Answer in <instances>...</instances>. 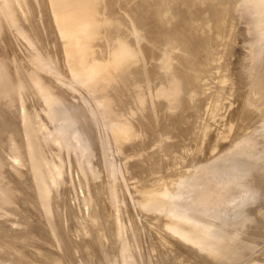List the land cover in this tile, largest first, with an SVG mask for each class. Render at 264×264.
Segmentation results:
<instances>
[{
	"label": "rangeland",
	"instance_id": "rangeland-1",
	"mask_svg": "<svg viewBox=\"0 0 264 264\" xmlns=\"http://www.w3.org/2000/svg\"><path fill=\"white\" fill-rule=\"evenodd\" d=\"M8 1L9 0L0 1V3H3L2 5L0 4V8L2 9H0V16H2L0 17V23L6 26H4V28H6L4 30V28H2L3 25L0 24V34L2 35H0V45H2V47L0 48V264H264V96H256L253 91V85L258 83L257 80L260 78V72L264 71V19H262L264 18V5L262 2L260 3L261 0H254L255 3L257 2L256 4L254 2L252 3V1L248 2V0H199V2H196V5H193V7L190 8V10L192 11H200L201 13H203V15H201L203 16L204 21H207L203 22L205 23L204 25H206L210 21L209 15H207L210 13L209 11L207 12V7L205 8V4H202V1L203 3H205V1L206 3H208L206 4V6L210 4L218 5L220 3V5H223L224 7L222 14L226 13L224 14V16H228L227 19H231L230 21L234 22H232V26H234V28H231V23L229 20H227V22L229 21L227 23V26L229 27L228 31L226 30L227 35L225 34L226 31H224L222 34H220L221 32H219V34L223 37L224 42L229 41V39H232L233 41L230 40V43H224L225 47L222 45H217V47L215 48L219 49L220 47H228V50L223 49L222 51H220L221 53H219L221 55L217 54L218 50L216 51V54L214 50L212 51L214 52V54H212V57L213 55L214 57L215 55L219 56V58H217V61L216 59H214V62L219 63L225 61L226 59L228 60L227 63L223 62L224 70L221 68L222 63H217L216 65L218 66H216L214 65V62L210 63L212 66H210L211 68L208 70L209 73L212 72L213 75H216V78L218 79V76H223L221 80L226 81L220 82V79L218 80L214 78L215 76L213 75H208L209 77L207 76L206 73L210 64L206 66V69L199 71L200 74L203 75L201 77V83L205 84L207 88L205 95H207V92L210 93V95H212V92L213 95H216V92H214V90H222L220 91L222 92L220 96L211 99L215 101V99L219 100L220 98L222 101V105L216 104V106L214 107L215 109H209L211 111H216L217 113L215 112V114L217 115V117L216 115L213 116L212 114L208 113L212 115V117H214L212 118V120H210V115L205 113L208 111H204L206 108H208L207 102H213L209 100L212 96L207 95L209 96L208 98L203 94L204 91L202 90L204 89H198V91L201 90L202 93H200L205 96L203 101H201L203 99L201 97L203 96H199V92L194 89L196 87H193L194 85H192L193 88L190 87V85H188L189 87H182L184 88V92L186 91L185 89L189 91V93L187 92L189 95L188 98L185 97L187 96V93L182 94L185 99H181L182 96L180 98L177 97L180 100H187L190 102H192V100L194 99L196 101V104L194 102L193 105V103L189 102V105L192 104L196 108H198V106L200 105L199 107L205 108H203L204 110L200 108L202 110L200 111L202 114L200 113V118V115L198 113L199 116L197 115V121L196 118H194V113L197 114L195 111L200 109L190 110V106L184 104V106H187L186 108H189V111L187 112L188 109L181 105L186 101L180 102V100H178V102L181 103L179 106L177 105V101L175 104L171 103V101L168 99L169 102L167 101V103H171L173 106L172 107L171 105H166V96L163 97V99L165 98V101L164 103H162V98L161 100H159L160 98H158L161 96H159V94H156L158 91L154 92L153 95H151L153 90H150L151 93L150 91L148 92L146 90L148 93H150L148 94V99L146 98V101L158 95V97H156L155 99L156 101L154 99H151L149 103H147L145 101V97L147 96V94H144V97L141 91L142 89L144 93H147L145 91L146 88L148 90L150 88L158 90L159 87H161L160 89H164L165 87L162 88L159 83H164V85H166L168 84V82L166 83L164 82L165 80L160 79H166L167 77L165 76L169 75L171 68L174 69V67H178L176 65L172 67L173 64L168 66L169 63H173L171 61L169 63L167 62L170 60V57L172 55V52L170 51V54H167L168 51L167 53L163 52L169 56L168 58H166L163 57V55L162 57L165 58L163 60L160 59L161 55L159 54L158 56L160 57H158L157 59H155V54L154 56L148 54L150 52L148 48H152L153 54L154 52L156 53L155 50H157L158 48L162 47L164 49L166 47H163V44L165 42H163V44L161 43V45H159V43L158 45L161 47L158 46V48L157 46H155V44L157 43H154V45L152 44L153 42H155L153 40H156L152 38L154 36L152 32H154L153 30L157 27V30L155 29V31L163 30L168 34L171 29L169 30L167 28L173 27H169V24L172 23V19L169 20V22L171 21L169 24L163 21V23L161 22L162 24H158L161 26L156 25L153 27L152 23L151 25H149L150 27H152L149 28L147 27L148 23H146V26H139L141 28L139 29V27L135 23L134 25H130V23L132 24V22L135 21H132L133 17L130 20L131 16L127 14H130V12H128L129 10H126L127 12L124 11L126 14L123 12L125 14H122L123 18H117L121 21H124L125 18L130 17L127 18L130 20V22L126 20L127 23H123L125 25L119 22V24L122 25L119 26V28L123 27V29H126L124 26H127L128 28L132 27V30H130L131 33L128 31V29L124 30L126 32L123 33H127V35L124 34L126 36L129 35L128 33H130L131 35L132 31H134L137 27L138 28L136 30L143 29V32L145 30L144 33L148 32L147 34H152L153 36H148L144 35L142 31L141 33H138L140 31H135L133 33H137V35H134L136 39H133L135 38L133 36H128L133 37L132 40H129L131 38L127 39V37L125 36V39H127L129 42H126V44L133 43V45H136L137 43L138 45L137 41H139L140 39V41L147 39V42L143 41L141 43L139 41V43L141 44H139L138 47L135 45L133 47H137V49H140L141 51H144V47H147L146 49L149 52L147 51L148 53L146 54V51H144L145 53L142 52L141 54L143 55V57L145 55H149L150 57L146 58L149 62H147L145 58H143V60L148 64L150 63V66L153 65L151 64V62L153 63L156 62L155 60H159L157 63H164L163 66H167L165 68L167 69V71L169 70V72L167 73L166 69H163L164 67L162 66V64H159V67H163L162 69L166 71L167 74L161 76V74L163 73H158L160 75L159 76L155 72V69H152L154 70V72H152V75H154L153 73H156L155 75L158 78H156L155 76H150V73L148 71L151 69V67L148 65L147 68H150L147 69V71H143L146 70V68H141V65H143V61L141 62L142 57L140 58L139 55H137V58L136 60H134V62L143 71L144 76L142 77V71L139 72L137 70L139 69L138 67H136L137 65H135V67L137 68L135 69L134 64L132 63L133 60H131L133 58L131 57V54H137V50H135L132 45H129L132 48L131 51H133L128 56V58H131L130 61L127 62L129 60L127 58L124 63H121L123 66L113 65V67L115 68L111 67V62L109 61L111 57L109 55L111 54L109 52H112V50H108L107 44L104 45L106 42L102 44V47H97L101 46L100 43L97 44L98 41L103 43L102 40L104 38L102 39V37H106V41L109 42L110 40L112 42H109L112 45H109V49L110 47L112 49L113 46H115L114 44L117 42V40L116 42H114L112 41L114 40L113 38H111L112 40L110 38L109 40L107 39L108 33L106 31H109L108 28L110 26L108 27V25L104 24L105 21L101 19V16L103 19H105V17H103V15L106 14L105 12L117 10L119 6H122L124 4L125 0L123 1V3H121L122 1L120 0H113L114 5L115 3L116 5H118L117 8L116 6H113L111 2L112 0H106V2L102 0L104 2L101 3L104 4V6L99 3L100 0H95L97 1L95 5L93 4L94 2H92L93 6H95L93 7L95 11H97V9L102 5L101 10L103 9L102 12L105 14H102L101 11L96 12L97 16L99 15V13L100 16H95V19L94 17H91V23L93 21L94 25H97V23L95 22L98 21L97 19H100L99 21H102V23H99L103 24L106 30L103 27H101L103 28L101 30V28L99 27L101 30L100 32L99 28H97L96 30V25L93 26V23L89 24L93 26V29L95 28V32L99 31L95 34L100 36H97L99 39L98 41L96 40L97 38L94 37L95 43L97 41V43L94 45V41L90 40L93 35L90 38L82 36L86 40L84 41L85 45L86 43H88L87 45H89L90 43V46H85V49H88L90 47L91 49L89 48V51L92 52L93 49L94 51H96L92 52L94 55L91 53L90 56V52L88 50H85V52L87 51V53H84V55H86H83V57H85V61H89L88 63H90V61H99L100 59V63L98 64L108 62L107 66H102V69L110 68L109 70L112 73H110L109 70L106 69L105 74H101L99 70L100 76H98L99 79H97L96 81L100 82V84L102 82V85H104L102 87L103 90L101 89L102 91H100L99 89L102 85H97L98 82L96 83L95 81V83H91L90 81V85L87 86L88 81H84L85 83H87L86 85L84 84V82L81 83L83 80L77 79L78 77L76 78L74 74L72 75V68H70V65H68L69 62H67L70 59H67L66 53L63 52V54L59 47L60 45H63V41L58 42L56 40L59 38L57 32L54 30V27H49L51 28V31L48 30L49 28L47 26H53V21L48 19L49 17L51 18L50 12H48L49 9H46V6L44 5L43 7L41 6L42 8L40 7L39 4L42 3L41 0H10L11 5H9L10 3ZM138 1L126 0V2H128L129 4L132 3L131 5H133V3H137ZM142 1L147 2L150 0ZM162 1H165L166 3L168 0ZM107 2L109 3V5L112 4V6H109L112 10L109 9L107 11H104L106 10V8H108L106 5L108 4ZM245 2H248L249 5L254 4L256 5V7L254 5L252 7L250 6L249 8L253 9H249V11L247 10L249 5L241 7L239 9L238 6H243V3L245 5ZM51 5L52 1H50V6ZM235 5L238 9L235 8ZM179 6H181V4ZM232 6H234L235 10L232 9ZM7 7L10 9L8 10ZM44 7V12L48 10L45 14L49 13V17L43 16L45 15L42 14L44 12L41 13ZM113 7L114 9H116L114 10ZM177 7L178 6H176V8ZM182 7L184 6L182 5L181 8ZM246 7L247 9H243ZM5 8H7V12ZM39 8H41V10ZM176 8H172L173 10L170 8H166L165 11L169 9L168 13L170 14V16L174 13H180L181 10L180 12H174ZM121 10L122 9L120 8V12H115L120 15L122 13ZM239 10L241 12L242 10L245 11L246 15L244 12V14H241ZM197 12H193L190 14L195 15ZM96 13L94 14L96 15ZM247 13H250V17H254L246 22L247 24L249 22L251 23V21H253L254 19L255 21L251 23V25H253L252 27H250V25H246L244 21H247V19L250 18H247ZM126 15L127 17H125ZM165 16L169 17L168 14ZM192 16L193 15H191V17ZM193 18L196 20V16H193ZM236 18H239L238 22H236V20H238ZM256 18H258L260 21ZM46 19L50 20L51 24H49L50 21ZM46 21H48V23H46ZM111 21L112 20H110L109 22L111 23ZM113 21L114 22L112 23L117 27L118 22L116 23L115 19ZM32 23L33 25H36L38 27H33ZM235 24H238L241 27ZM89 25L86 28V31H88L85 32H89V35H91L90 30L93 29L90 28L89 30ZM204 25L202 26L204 27ZM245 25L247 31L243 27ZM259 25H261L262 27H260ZM133 26L136 27L134 28ZM162 26H166V29L169 31H167L166 29L164 30V27L162 28ZM254 26L257 29H255L257 34H254L257 35L256 37L253 34H249V32L253 33L251 31H254V29H252L254 28ZM257 26L260 28H258ZM158 27L162 29L160 30ZM235 27L237 30L235 29ZM27 28H29L30 30H36V28H38V32H35V30H31L33 32L32 35H41L32 36L29 33L30 30H25ZM2 29L3 31H5L4 34ZM52 30H54L53 32H56L57 36L52 32ZM103 30L105 32V35L102 34ZM120 30H122V28ZM210 30L214 31L213 29H207L206 31L211 32ZM39 31L41 33H39ZM122 31L118 33H121ZM172 31L174 30L172 29ZM165 32L163 33L166 34ZM209 32L207 33L209 35L213 33ZM216 32L217 31H215V34L212 35L214 37L216 35V39L213 38L212 45L215 43L218 44L219 42L217 43V40H222L221 36H219ZM154 33L156 34V32ZM171 33L172 32H169V34ZM228 33L230 35H228ZM232 33H235V36L232 35ZM47 34H54L56 39L53 35L52 36L56 40V42H58L57 45H55L56 43L53 44L54 39H52V41L47 40L49 38H52L51 35H49V38H47ZM139 34H142L141 36L144 37V39L140 38ZM223 34L226 35L227 39ZM217 35L219 36V39H217ZM231 36L234 37L232 38ZM147 37L150 39V41ZM254 37L256 38L257 44L255 42V39H253ZM83 38L81 41H83ZM88 39L91 42H89ZM35 40H37V42H35ZM133 40H135L136 43L135 41L130 43ZM151 40L153 42H151ZM195 40L196 39H191V43L194 44V47H197ZM60 42H62V44H59ZM250 42L255 43L251 44ZM143 43H147L151 46L148 47V45L146 44L144 46ZM222 43L223 41L220 44ZM166 44L167 46L170 45L168 43ZM197 44L199 47V42ZM8 46H12L11 48L13 51L11 50V48H6ZM129 46H127V48H129ZM152 46H154V51ZM171 46L174 47V45L172 44ZM96 47L97 49L101 50L99 52L103 51L102 54L97 52L98 50L96 49ZM105 47L107 51H109V55H104L105 53H107ZM214 47L211 46L210 49ZM61 48L63 51H65L64 46H62ZM142 48L144 50H142ZM9 49L12 51V53L16 52V54L14 53L13 56L17 57L18 59L12 56ZM54 49L56 50V53L55 51H53ZM167 49L169 48L166 47V50ZM172 49L173 51L176 50L175 47H171V50ZM221 49L222 48H220L219 50ZM140 50L137 51L138 54H140ZM161 50L158 49L157 51H160L161 54ZM226 50L227 52H225ZM128 51H130V48ZM74 53L75 52L71 51V54L75 55L74 58L76 59L77 54ZM63 56L64 58H62ZM92 56L93 58H91ZM95 56L98 57V60H95L97 59L95 58ZM101 56L103 57V60ZM105 56L108 59L106 61H104ZM172 56L174 57L171 59H174L175 54ZM63 59L66 61L67 66L66 64H64L65 61H63ZM81 60H83V58H81ZM81 60L80 62L86 63L84 60ZM59 62H64L62 64L66 68L65 70L69 69V71H64L62 69L63 66H60ZM80 62L78 63L76 61L75 63L77 65L81 64ZM83 63L81 65H83ZM174 63H176V61H174ZM185 63L186 66L184 69L182 66V69L184 71H187L189 65L192 64V59L187 58ZM109 64L110 66L108 67ZM127 64H129V67L126 66ZM154 66H152V68ZM214 66L219 68H215ZM116 68L117 70H119V72L113 70ZM128 68V71H130V73L133 72L131 75H128L130 73H126L128 76H130L129 79H131L133 82H135L134 80L138 79V82L136 83L131 82L133 84H130V81L127 79L128 86L132 85L133 87L135 85H138L137 83H140L143 78H147L146 75L148 76V81L150 80L149 86H156L157 84H159L157 89L153 87H146L148 85V82L144 83L146 86H144L143 83L140 84V86H144L145 89L143 87H140L141 89L139 90L141 93L138 92V94H134L137 96H134V98H132L134 99L133 101H135L137 100L139 95H142L144 97L143 98L140 96V98L144 99L140 102L142 105L138 103V100L140 99H138L135 103L129 96L130 94L132 95L133 93H136V91H139L136 90L135 87L133 88L136 91L133 88H131L132 90H130L129 87L128 88L130 91L127 90V88H125L127 86L124 87L125 89L123 91L117 90V88H123V86H118V84H122L126 80L127 76H125L124 81L122 78L125 75L124 70H127ZM132 68H134L135 71H132ZM213 68L219 70H217V72L214 70L213 72ZM220 68L223 70V73L225 72L224 75L226 74V78L224 77ZM102 69L101 71H103ZM182 69L181 71H183ZM174 70L171 71L173 72ZM177 70H175L176 74ZM160 71L162 70H159V72ZM218 71H221L222 75H217ZM67 72H69V74ZM120 72L121 80L123 81L122 83H120L121 81H116V79L118 80L120 77ZM135 73H141L139 74V77L142 78H136V76L138 75H136ZM101 75H106L103 76V80L106 79L105 81L100 80L102 79ZM171 75L172 73L170 72V76L168 78H171ZM109 76L113 78L112 83L111 81H109ZM159 77L161 78L159 79ZM107 78L109 80H107ZM168 80L170 82V79H167V81ZM41 82L43 83L41 84ZM104 82L106 85L103 84ZM109 82L111 85H108ZM141 82H144V79ZM197 83L200 84L197 88L203 86L200 81H198ZM259 83L264 87V76L262 81ZM123 85H127V83H124ZM169 85L170 84H168V86ZM106 86H109L108 89H106ZM217 86L221 88H217ZM104 87L106 88L104 89ZM125 90L126 93H124ZM192 90L194 91L193 94ZM128 91L131 93L127 94ZM119 92L121 93V95ZM220 92H217L218 95ZM178 93V95L181 94V89ZM245 93L250 98L246 97L248 98L246 99L245 96H243ZM100 94H102V97H100ZM122 94H127L128 96H123ZM154 94L156 96H154ZM193 95L195 96L194 98ZM109 97L111 99H107ZM189 97H191L192 99H190ZM196 97L198 98L195 99ZM128 100H130L131 102H129ZM144 101L146 103H144ZM172 101L175 102L174 99ZM154 102H159V104L157 103L156 106L155 104H153ZM108 103H111V106ZM132 103L138 104L132 105ZM150 103H152L153 105H151ZM213 103L211 105L210 103L208 104L212 106L214 105ZM129 104L130 107L128 108V111H131L133 114L132 116L131 114H127L131 117V119L128 116H124L126 113L125 108L127 109L126 105L129 106ZM147 104L149 105V107ZM138 105L143 107L146 105L148 107V110L146 111V106L144 108L136 107ZM174 105L177 106L174 107ZM150 106H155L154 110L156 109V111L158 112H154L158 114L154 115L155 113L152 112L154 114L150 113L151 115L149 116L152 117L154 115V117L152 118L155 119L156 117L155 120H160L162 123L157 124L159 122L158 121L156 125H160L163 127V122L165 123L167 122V120L169 121L170 119L168 118L170 117L175 118L174 114L178 115L179 113H181V110L184 111L182 113L185 115L183 117L182 114H179L182 117L178 116L181 119L178 120L180 121L178 123H181V121L185 119V122L183 121L185 126H188L186 124L191 121L189 122L191 123L189 125L193 127L190 126V129L188 130L189 127L184 128V124H179L181 127H183L181 129L180 126H176L177 118H171L172 121L174 122L175 120V122L171 123L169 121V123H167V125H165V127H163L162 129L159 128L160 126H157L160 130H158V128L154 126L155 129L159 132H162L163 130L165 132L155 133L153 131L155 129H152V131L154 132L153 133L152 131H150L151 129H149L151 127L148 128V125L150 126V124L146 125L149 122H146V117L149 116H145V120H142V123L144 122L142 125L144 127H147L148 129L144 127L142 129L138 128L140 127L139 123L141 122V120L139 119L143 114L141 116H138L137 118L136 115L139 112H134H137L138 109H141V111L143 109L144 115H147L149 109L153 108H150ZM178 106L183 107L186 110H179L177 109L179 108ZM218 106L222 107L220 108L221 111L219 110ZM132 107H134V110L132 109ZM135 107L138 108L136 109V111ZM156 107H160L161 112L157 110ZM161 107L169 108V110L167 109L168 113H171L170 108L173 111L174 108H176V111H174L176 113H171L173 115L169 116L167 115V112H164L165 109H162ZM191 109L194 108L192 107ZM232 110H234L233 112L235 113L237 111L239 114L236 113V116H234L235 114H233ZM162 111L164 116L162 114ZM191 111H193L194 113H192ZM218 112L220 113L218 114ZM159 114L163 116L160 117V119L157 118L159 117ZM237 114H242L243 116L241 115L239 119ZM244 114H248L245 115L248 118L242 119L243 117H245ZM166 115L167 117H165ZM185 116L187 118H185ZM231 116L234 117V120H236L234 121ZM229 117L231 118L230 120L228 119V124L226 119ZM123 118L129 119L125 120ZM152 118L150 120V122H152L151 126L153 125V122H156L153 121ZM163 118L166 121H164ZM207 118L209 119L207 120ZM122 119L123 121L121 122ZM194 119L196 121V124L193 125L192 122L194 121ZM124 120L128 124L131 122V120L132 123L140 121L139 123L137 122L139 124L138 126L136 124H130V128H132V130H137L132 133V136L134 137L135 134V136L137 137L130 139L129 135L131 133L127 135V131H131V129L128 128V130L124 126L125 124H123L124 127L119 126L124 122ZM127 120L130 121L128 122ZM187 120L188 122H186ZM230 122L233 123L230 124ZM240 122L242 125H239ZM225 123L227 125H225ZM167 126L168 128H166ZM204 126L206 128L202 133H205L208 129L207 131L210 133L211 140L206 136L205 137L208 139V141H204L206 140L205 137H203L202 139L200 138L199 140V136L209 135L208 132H206V134L200 133L201 130L199 131V129H202ZM233 126L241 127L240 129L236 127V129L238 130H233L232 128L235 129V127ZM114 127H116L117 129H127H122L126 132H120V134L124 133V135H120L121 137H124L126 135L124 139L122 138V141L127 140V142H120V140H116L118 138H121L119 136V131H121V129L117 130L118 133L116 132L119 136L118 137L116 134H114L116 130V128ZM137 128L140 129V131L147 132L148 134L150 131L151 133L147 138L154 137V135L159 136L160 134H163L165 137L160 135L159 138L157 136L153 139L151 138L150 140L145 138L147 139V141L143 143L141 139L144 140L143 137L146 135L143 132H140ZM196 128H198L199 132ZM113 129H115L114 132ZM216 132H218L217 134L219 135L216 136ZM220 133H224V136H222ZM1 134H3V136ZM197 134L199 135L198 139H196ZM115 135L117 136V138H115ZM160 137L161 139L163 138V140H161ZM157 138L161 140L162 143H160L161 145L159 143L156 144H159V147L164 146L166 147V149L164 147H162L163 149L159 148L158 146H156L155 149H152L155 147L153 146L155 145V143L151 144V140L152 142L153 140L154 142H156L157 140L155 139ZM165 140H169L170 143H173V149L171 148L172 146L167 145L169 143L165 142ZM198 140L204 141H201V148L198 145ZM209 141H211L209 144H205ZM147 142H149L150 144H146ZM164 142L166 144L163 145ZM140 144L142 145L139 146ZM144 144L145 146H143ZM207 145H211V147ZM137 147L138 149L135 150V148ZM206 147H208V149L211 148V150L209 149L210 151H208ZM143 148H148L146 150L149 151L158 150V152H153V154L155 153V155L152 154L153 156L149 154L151 151H148L149 153L146 152V154H149L151 158L153 157L154 159H157L161 151V153L165 154L166 157L162 158L164 156H161V154V158H158L157 160H163V162H158L159 164L155 163L157 162L156 160H150L151 158H146L149 157L148 155L142 154L146 151H144ZM205 149L207 151H205ZM165 150H168L167 153L170 150L169 154L173 156L174 160H176L171 161L175 163L174 167H169L170 164V166H172V163L168 164L167 161H170L172 156L164 152ZM173 152L181 153V156L183 155V160H177V157L180 154L175 158L176 154H173ZM205 152H207L206 156H204ZM134 156L136 158H134ZM167 156H170L171 158L169 157V159ZM143 158L146 160H144ZM166 158L169 160H167ZM148 160H150V162L152 161L153 165L158 164V167L159 165H161V167H163L161 168L162 171L167 169V173H163L162 171H160L162 173L159 174H162V177L159 174L153 176L152 174L148 173L153 177V179L159 178L158 181H153L152 178H149L148 180V178H146V174L143 172L144 170L147 171V167L145 168L144 166H148L146 165ZM150 162H148L149 165H152V163L150 164ZM130 164H133V166L139 164L142 165V168H145L142 171V168L137 169V167H134L140 172V174H137V176L139 175L141 177L140 179L138 176L137 180L136 178L134 179L135 181L132 180L138 172L135 171V174L132 173L134 172L132 170L135 169H132V165L130 168ZM153 165L151 167H153ZM151 167L148 166L147 172L152 171ZM158 167L157 165L153 167L154 169L156 168L155 170L153 169L154 174L159 171ZM163 174H171V178H169V181H166L168 179L162 181L164 177ZM132 175L134 176L132 177ZM167 176L164 178H168ZM146 180L148 182L151 181L149 183L152 184L153 182H155L154 186L147 185V188L144 189L141 185H139V182L144 186L148 184V182L143 183L146 182ZM137 187H139V190L137 189ZM152 189L153 191H155V194H153V192L151 193ZM149 190L152 196H147L150 195ZM146 196L148 198H153L148 199L146 198ZM170 227H172L173 230H171ZM153 228H155L156 230ZM100 232L102 234H100ZM98 233L100 234V236H98ZM96 236L99 239H97ZM85 242L89 244L93 243L94 245H91L90 248L88 247L90 245H86ZM87 248L91 250H86ZM87 252H90L89 255ZM91 255L94 258L90 257Z\"/></svg>",
	"mask_w": 264,
	"mask_h": 264
},
{
	"label": "bare ground",
	"instance_id": "bare-ground-1",
	"mask_svg": "<svg viewBox=\"0 0 264 264\" xmlns=\"http://www.w3.org/2000/svg\"><path fill=\"white\" fill-rule=\"evenodd\" d=\"M0 1H1V0H0ZM5 1H6V0H5ZM26 1H28V0H26ZM38 1H40V0H38ZM41 1H42V3H41L42 5L39 4L40 7H41V6L43 7V5L46 6V9H47V8L49 9V11H48V10H47V11L50 12L51 18L49 17V13H48V14H45V13L47 12V11L44 12L45 7H44V9L41 11V13L44 12V13H42V14H45V15H43V16H47V17H49L48 19H50L51 21H53V22H52V23H53V26H50L49 24H51V21L48 20V19H46V20L50 21L49 24H47V25H49V26H47V27H48V28H49V27H51V28L54 27V30L57 32V34H58V38L60 39V40H59V39H56V38H55L54 34L56 35V32H53L54 30H52V32H53L54 34H47V35H46L47 38H49V35H51V37H52V38H49V39H47V40H51V41H52V39L55 38L58 42H59V41H63V45H60L59 47H60L62 53H63V52L66 53V55H67V59H68V60L70 59V60L67 61V62H69L68 65H70V68H72V70H71V71H73V72H71L72 75L74 74V76H75L76 78L78 77L77 79L83 80L81 83H83L84 81H85V82L88 81V82H87L88 85H87V83L84 82V84H86L87 86L90 85V83H89L90 81H91V83H95V81H96L97 79H99L98 76H100V75H99V70H100L101 74H105V70H106L107 68L102 69V66H104V67L107 66L108 62L106 63V62H104V61H106V60H108V59H107L106 56H105V60H104V61H101V62H104V63H102V64H106V65L98 64V63H100V60H101V59H100L99 61H92V62L90 61V63H88V62H89L88 60L85 61V60H84L85 57H83L84 53H87V51L85 52V50H88V51H89L91 48L89 47L90 49H89V48H88V49H85V46H87V47L90 46V43H89V45H87L88 43H86V45H85V42H84V41H86V40H85L83 37L90 38V37L93 35L92 38L90 39L91 41H92V40L94 41L93 45L96 44L97 41L99 40L98 37H99L100 35H96L95 33H96V32H99V31L101 32V30H102L103 28L105 29V26H104L103 24H100V23H99V22L102 23V21H99L100 19H97L98 21L95 22V23H97V25L95 24V25H96V30H97V28H99V27H100V28L103 27V28H101V30H100V28H99V31H96V32H95V30H94L95 28H94V29L92 28L93 26H95V25H94V22L92 21L93 26H91V25H89V24H92V23H91V19H92L93 17H94V19H95V16H96V17H99V16H100V13H99V15L97 16V13H96V12H100V11L102 12V11H103V9L101 10V7H102V5L104 6V4H102L101 2H104V1L106 2V0H104V1L100 0L99 3H101L102 5H101L100 8H98V9H100V10L97 9V11H95V9L93 8V7H95V6H93V4L95 5V3H97V1H95V0H94V1H93V0H41ZM50 1H52V5H51V6H50ZM108 1H109V0H108ZM110 1H111V0H110ZM117 1H118V0H117ZM120 1H122L121 3H123L124 0H120ZM136 1H138V0H136ZM173 1H174V2H173ZM249 1H252V3L254 2V0H248V2H249ZM8 2L10 3V0H9ZM92 2H94V3L92 4ZM111 2H112V4H113V6H116V8H117L118 5H116V3H115V5H114V3H113L114 1H113V0H112ZM130 2H131V1H130ZM196 2H199V0H180V1H178V0H168L166 3H165V1H162V0H150V1H147V2L140 0V1H138L137 3H133V5H134V6H133V5H131L132 3L129 4V3L126 2V0H125V1H124V4H123L124 7H123L122 4H120V5H122V6H119L117 10H115L116 8L114 9V7H113V9H114L116 12H117V11L120 12V8L122 9V10H121L122 13H121L120 15L117 14L118 12L116 13L115 11H111V12L108 11V12H105L106 14L102 12V14H105V15H103V17H105V19H103L102 16H101V19H102L103 21H105L104 24H105V25H108V27L110 26V27L108 28V30H109L110 32H109V31H106V32L108 33V34H107V36H108L107 39L109 40V38H110V39L113 38L114 40H112V39H111V40L114 41V42H116V40H117V42L114 44L115 46H113L112 49H111V47H110V49H109V45L112 46V45L110 44V43H112V42L109 40V42H110V43H109L108 41H106V39H105L106 37H102V36H101L102 39L104 38V39H103L104 41L102 40L103 43H101V42L98 41L97 44L100 43L101 46H97V47H102V44H104V43L106 42L104 45L107 44V48H108V50H110V51L112 50V52L107 51V49H106V47H105L107 53H105L104 55H109V53L111 54V55H109V56H111V57H110V60H109V61L111 62V63H110V64H111V67H112V68H115V67H113V65H114V66H119V65H120V66H123L121 63H124V62L126 61V59L128 58V56L130 55V53L133 52V51H131L132 48H131L130 46L132 45V47H133V46L135 45V44L133 45V43H132V42H134L135 40H133V41L130 42V43H132V44H128L129 42H128L127 39L131 38V39H129V40H132V38L135 37L134 35H137V33H135V34L133 33V32H135V31H137V32L140 31V32H138V33H141V31H142L143 29H142V30H136L139 26H140V27H141V26L143 27V26H146V25H145L146 23H148L147 27L151 28L152 26L154 27V26H156V25H157V26H161V25H158V24H162L163 21H164L165 23H167V24H169V23L172 21V23L169 24V27H170V26H173L174 28H173V27H172V28H171V27H170V28H167L166 26H165V27L162 26V28L164 27V28H163L164 30H165L166 28L169 29V30L171 29V31H169V30L166 29L167 31L172 32L171 34H169V32H168V34H167V33H166L165 31H163V30H162V31H155V29H156L157 27H156L155 29L152 28V29H154L153 31L156 32V34H155L154 32L151 31L152 29L150 30L154 36H153L152 34H150V35L147 34L148 32L144 33L145 30H144V32L142 31V33H144V35L153 36L152 38H153V39H156V40H153V41H155V42H153L152 40H151V42H153V43H152L153 45H154V43H157V44H155V46H157V48H158L159 45H161V43L163 44V42H165V43L163 44V47L166 46V47L169 48V49L166 50V47L163 49L161 46H159V47L162 48V50H161V48H158L159 50L162 51L161 54H160V51H157L158 49L155 50L156 53L154 52L153 54H152V48H148V50H149L151 53L146 49L147 47H144L145 50L142 48V50L146 51V54L149 52V53H148L149 55H153V56H154V54H155V55H156V56H155V59H157L158 57H160V56H158V54H159V55H161V58H160V59H162V60L165 59V58H163V57L168 58L169 56H168L167 54H170V52H172V55L175 54V58H174V59H171V58L174 57V56L171 55L170 60L167 59V60H169V61H167V62H168V63H169L170 61L173 62V63H169L168 66H170L171 64H173L172 67H174L175 65L178 66V67H176L178 70L174 67V69L177 70V74H176L175 70L171 68V70H174V71L172 72V71L170 70V72L172 73V75H171V78H168V77L170 76V72H169V70L167 71V69L165 68V67H167V66H165V67L163 66L164 63H163V64H162V63H157L159 60H158V61L155 60L156 62H153V63L151 62V64H153L152 66H154L155 64H157V65H155V66H157V67L154 66V67L152 68V66H150V63L148 64V63H146V62L143 60V58L146 59L147 57L149 58L150 56L144 54L145 56L143 57V55H142L141 53L144 52V51H141L140 49H137L138 45L141 44L143 41L147 42V39L145 40L144 37L141 36L142 34H141V35L139 34V35H140V38H142V39H144V40H143V41H140V40H141V39H140L139 41H140L141 43H139V41H137V42H138V45H137V43H136V41H135V43H136L135 46H137V47H133V48H135V50H137V51L140 50V54H138L137 51H136V53H137L136 55L131 54V57H133V58H135V59H133V58H132V59H131V58H128L129 60H128L127 62H129L130 59L133 60L132 63L134 64V68L137 69L136 67H138V65L134 62V60H136V58H137L136 56L139 55L140 58L142 57V58H141V59H142L141 62L143 61V62H142L143 65H141V68H142V69H143V68H146V70H143V71H147V69H149V68L151 67V69L148 71V72L150 73V76H155L156 78H158V77L155 75L156 73H157V74H158V73H159V74H160V73H163V74H161V76H163V75H166V74L169 72V75H166V76H165V77H167L166 79H165V78H164V79H163V78L160 79L161 77H159L160 80H165L164 82H166V83L168 82V84H170L169 86H168V84H166V85H167V87H166V85H164V83H162L164 86H163L161 83H159V84L162 86V88L165 87L164 89H160L161 87L158 88L159 84L156 85L157 87H156L155 85H154L155 87H154V86H149V81H150V80L148 81V76H147V75H146V77H147L146 79L143 78V79H144V82H141V81L143 80V79H142V80L140 81V83H137L138 85H135V86H133V87H135L136 90H139V89H141L142 87L144 88V86H146L144 83L148 82V85H147L146 87H148V88L153 87V88H155V89L158 88V90H154V89H151V88L148 90L147 88H146V89L144 88L145 91L147 90V91L149 92L150 90H153L151 95H153L154 92H157V91H158L156 94H159V96H161V97H158V95L156 96L155 94H154V96L160 98L159 100H161V98H162V100H163L162 103H164V101H165V100H164L165 98L163 99V97L166 96V101H165L166 103H167V101H168V99H169V100L171 101V103H175V104H176V101H177V105L180 106V104H181L180 102L186 101L185 103L183 102V104H181V105H183V107L186 108V107L189 105V102H190V101H187V100H180L179 98H180L181 96H182L181 99H183V98L185 99V97L188 98V96H189V95H188L189 91H188L187 89H185L186 91L184 92V88H182V87H184V86H185V87H186V86L189 87L188 85H190V87H192V85H194L193 87H196V88H194V89H196L197 92H199V96H200V95L203 96V94L205 95V93H206V91H207V88H206L205 84L201 83V80H202L201 77H202L203 75H201L199 71L206 69V66H208L210 63H213V62H214V59H216V61H217V58H219L218 55L221 53L220 51H222L223 49H227V50H228V47H227V48H224V47H225L224 45H225L226 43H228V42L230 43V42H231L230 40H232V39H229V41H225V42H224L223 37L220 35V34H222L224 31H226V30L228 31L229 27L227 26V23L231 20V19H227L228 16H227V17L224 16V14H226V13L222 14V11L224 10L223 5H220V3H219L218 5L210 4V5L206 6V4H208V3H206V1H205V3H203V1H202V4H205V8L207 7V12L209 11V13H210V14H207V15H209V18H210V21H209V22H210V23L208 22V23H207L208 25H207V24L204 25L205 23H203V22H207V21H204L203 16H202L203 13H201L200 11L197 12V11H192V10H190V8H192L193 5H196ZM228 2H229V1H228ZM248 2H245V5H244V3H243V6H238V8L240 9L241 7L248 6V5H249ZM261 2H262L263 5H264V0H261L260 3H261ZM9 3H8V4H9ZM38 3H39V2H38ZM43 3H44V4H43ZM99 3H98V4H99ZM107 3H108V2H107ZM126 3H127V5H126ZM246 3H247V4H246ZM250 3H251V2H250ZM254 3H255V2H254ZM256 3H257V2H256ZM256 3H255V4H256ZM0 4L2 5L3 3H0ZM112 4H111V5H109V3L106 4L108 8L105 7L106 10H104V11H107V10L111 9V7H109V6H112ZM178 4H179V5L181 4V6L183 5L184 7L181 8V6H179ZM202 4H201V5H202ZM1 5H0V6H1ZM9 5H11V3H10ZM129 5H130V7H129ZM212 5H213V6H212ZM241 5H242V4H241ZM253 5H254V4L249 5V6H248V9H247V7H246V8H243V9H247V10L249 11V9H253V8H249L250 6L252 7ZM260 5H262V4H260ZM176 6H178L177 8H179V9H177ZM230 6H231V5H230ZM254 6L256 7V5H254ZM9 7H10V6H9ZM42 7H41V8H42ZM98 7H99V6H98ZM174 7L176 8V10H174V12H175V11L180 12V10H181V12H180V13H174L175 15H174V14H173V15L171 14V16H170V14L168 13L169 9H168L167 11H165V10H166V8H170V9L173 8V9H175ZM232 7H233L232 9H234V10H235V8H237L236 5H235V8H234V6H232ZM259 7H260V6H259ZM7 8H8V7H7ZM7 8H5V9H6V12H7ZM29 8H31V7H29ZM41 8H39V9L41 10ZM103 8H104V7H103ZM127 8H128V9H127ZM164 8H165V9H164ZM180 8H181V9H180ZM238 8H237V9H238ZM263 8H264V7H263ZM0 9H1V8H0ZM9 9H10V8H8V10H9ZM31 9H33V8H31ZM39 9H38V10H39ZM173 9H172V10H173ZM1 10H2V9H1ZM1 10H0V11H1ZM3 10H4V9H3ZM11 10H12V6H11ZM111 10H112V9H111ZM126 10H127V11L129 10L128 12H130L131 15H130L129 13H127V14H128L129 16H131V18H130V17H127V15H126L125 17L130 18V20H131L132 17H133L132 21H135V22H132V21H131L132 24L130 23V25H134V23H135V24L138 26L134 31H132V34H131V35H130V33H131L130 30H132V27L129 26L130 28H128L127 26H124V27H125L126 29H128V31L130 32V33H128V34H129L128 36H133V37H128V36H126L127 33H123V32H126V31H124V30H126V29H123V27H121L123 31L120 30L121 28H119V26H122V25L119 24V22L122 23V24H123V23L126 24V23H127L126 20H128V22H130V20L127 19V18H125V17H124V18H125V19H124L125 22L119 20L120 18H123V15H122V14H124L125 12H127ZM234 10H233V11H234ZM256 10H257V9H256ZM31 11H32V10H31ZM124 11H125V12H124ZM239 11H240V10H239ZM263 11H264V10H263ZM2 12H3V11H2ZM32 12H33V11H32ZM123 12H124V13H123ZM149 12H150V13H149ZM166 12H167V13H166ZM187 12H189V13H187ZM193 12H194V13L197 12V13H196L195 15H194V14H190V13H193ZM202 12H203V11H202ZM240 12H241V11H240ZM243 12L245 13V11L242 10L241 14H244ZM250 12H251V11H250ZM253 12H254V11H253ZM94 13H96V15H95ZM107 13H108V14H107ZM112 13H113V14H112ZM165 13H166V14H165ZM1 14H2V13H1ZM93 14H94V15H93ZM125 14H126V13H125ZM125 14H124V15H125ZM143 14H144V15H143ZM148 14H149V15H148ZM167 14L169 15V17H168V16H167V17L165 16V15H167ZM188 14H189V16H188ZM201 14H202V15H201ZM234 14H235V13H234ZM247 14H248V17H247V18H249V17H250V16H249L250 13H247ZM252 14H253V13H252ZM184 15H186V16H184ZM191 15L196 16V20L193 18V16L191 17ZM235 15H236V14H235ZM245 15H246V13H245ZM121 16H122V17H121ZM241 16H242V15H241ZM0 17H2V16H0ZM47 17H45V18H47ZM91 17H92V18H91ZM197 17H198V18H197ZM237 17H238V16H237ZM261 17H263V16H261ZM45 18H44V20H45ZM117 18H119V19H117ZM169 18H170V19H169ZM201 18H202V19H201ZM251 18H254V17H250L249 19H247V21L244 20L245 23L248 22L249 20H251ZM114 19H115V22H116V23L118 22V24H119V25L117 24V27L112 23V22H114V21H113ZM171 19H172V20H171ZM199 19H200V20H199ZM236 19H238V20H236V22H238V21H239V18H236ZM256 19H258V18H256ZM262 19H264V18H262ZM110 20H112L111 23L109 22ZM122 20H123V19H122ZM169 20H171V21L169 22ZM227 20H229V21L227 22ZM258 20H259V19H258ZM48 21H46V23H48ZM253 21H255V20L253 19ZM253 21H251V23H253ZM259 21H260V20H259ZM44 22H45V21H44ZM161 22H162V23H161ZM232 22H233V21H230V23H231V26H230V27H231V28H234V26H232ZM108 23H109V24H108ZM116 23H115V24H116ZM152 23H153L154 25H153ZM233 23H234V22H233ZM245 23H244V24H245ZM251 23H250V22H249L248 24L246 23V25H250V27H252L253 25H251ZM254 23H255V22H254ZM259 23H261V22H259ZM0 24H1V23H0ZM112 24H113V26H112ZM125 24H123V25H125ZM151 24H152V26L150 27L149 25H151ZM167 24H166V25H167ZM263 24H264V22H263ZM1 25H3V24H1ZM30 25H31V24H30ZM32 25H33V23H32ZM88 25H89V28H88L89 30H90V28L93 29V30H90V31H91V35H89V34H90L89 32L86 33V32L88 31V30L86 31V28H87ZM99 25H103V26H99ZM127 25H129V24H127ZM202 25H204V27H203ZM229 25H230V24H229ZM235 25H238V24H235ZM246 25L243 26V27H244L245 30L247 31V29H246ZM4 26H5V25H3L2 28H4ZM34 26H36V25H33V27H34ZM45 26H46V24H45ZM238 26H240V25H238ZM259 26L262 27L261 25H259ZM5 27H6V26H5ZM36 27H38V26H36ZM133 27L135 28L136 26H133ZM140 27H139V29H141ZM207 27H208V28H207ZM210 27H211V28H210ZM240 27H241V26H240ZM257 27H258V26H257ZM260 27H258V28H260ZM263 27H264V26H263ZM25 28H26V27H25ZM29 28H31V27H29ZM29 28H27V29H25V30L29 31V30H30ZM51 28H49L48 30L51 31ZM134 28H133V29H134ZM145 28H146V27H145ZM145 28H144V29H145ZM158 28L160 29V27H158ZM162 28H161V29H162ZM201 28H202V30H201ZM205 28H207V29H213L214 31H211V30H210L211 32H213V33H211V32H209V31H206L207 29H205ZM5 29H6V28H4V30H5ZM37 29H38V28H36V30H35V29H31V30H33V31L35 30V32H38ZM146 29H147V28H146ZM161 29H160V30H161ZM172 29H173L174 31H172ZM204 29H205V30H204ZM235 29H236V27H235ZM241 29H243V28H241ZM249 29H250V28H249ZM252 29H254V31H251V32H253V33H250V32H249V34H251V35H252V34H253V35H254V34H257V32L255 31V29H256L255 26H254V28H252ZM252 29H251V30H252ZM31 30H30V31H31ZM105 30H106V29H105ZM156 30H157V29H156ZM203 30H204V31H203ZM232 30H234V29H232ZM236 30H237V29H236ZM245 30H244V31H245ZM256 30H257V29H256ZM2 31H3V29H2ZM30 31H29V33L32 35L33 32L31 31V32H32V33H31ZM85 31H86V32H85ZM120 31H122V32H121V33H118V32H120ZM146 31H148V30H146ZM215 31H217L216 33H218L219 36H221L222 40L219 39V36L217 35V36H218L217 39H219V41L217 40V43H218V42H219V43H218V44L215 43V44L212 45L213 38L216 39V35H215V37L212 36L213 34H215V33H214ZM227 31L225 32V34L227 33ZM244 31H243V33H244ZM246 31H245V32H246ZM4 32H5V31H3V34H4ZM102 32H103L102 34L105 35L104 30H103ZM163 32H165L166 34H164ZM208 32L211 33V34H210V35L207 34ZM219 32H221V33L219 34ZM231 32H232V31H231ZM254 32H256V33H254ZM0 33H1V32H0ZM6 33H7V32H6ZM39 33H41V32L39 31ZM49 33H50V32H49ZM229 33H230V30H229ZM229 33H228V35H230ZM247 33H248V32H247ZM247 33H246V34H247ZM34 34H35V33H34ZM36 34H37V33H36ZM97 34H99V33H97ZM115 34H116V35H115ZM124 34H126V35H124ZM225 34H223V35H224V37L227 39V37H226L227 34H226V35H225ZM234 34H235V33H234ZM234 34L232 33V35H234ZM0 35H1V34H0ZM7 35H8V34H7ZM38 35L40 36L41 34H38ZM38 35H32V36H38ZM52 35L54 36V38H53ZM94 35H95V36H94ZM144 35H143V36H144ZM243 35H244V34H243ZM1 36H2V35H1ZM56 36H57V35H56ZM82 36H83V37H82ZM97 36H98V37H97ZM125 36L127 37V39H125ZM234 36H235V35H234ZM234 36H231V37L233 38ZM240 36H241V35H240ZM254 36L256 37L257 35H254ZM94 37L97 38V39H96V40H97L96 43H95V39H94ZM145 37H146V36H145ZM154 37H155V38H154ZM236 37H237V36H236ZM236 37H235V38H236ZM242 37H243V36H242ZM255 37H254L253 39H255V42H256V38H255ZM80 38H81V39H80ZM82 38H83V41H81ZM87 38H86V39H87ZM147 38H148V37H147ZM152 38H151V39H152ZM225 38H224V39H225ZM10 39H11V38H10ZM55 39H54V41H53V42H54L53 44L56 43L55 45H57L58 42H56ZM124 39H125V40H124ZM133 39H136V37L133 38ZM137 39H138V38H137ZM148 39H149V38H148ZM191 39H196L195 42H196V46H197V47H194V46H193L194 44L191 43ZM226 39H225V40H226ZM253 39H252V40H253ZM88 40H89V39H88ZM88 40H87V42H88ZM90 40H89V42H91ZM126 40H127V41H126ZM11 41H12V40H11ZM149 41H150V39H149ZM149 41H148V42H149ZM209 41H210V42H209ZM222 41H223V43L220 44ZM232 41H233V40H232ZM253 41H254V40H253ZM13 42H14V41H13ZM35 42H37V40H35ZM126 42H128V43H127L128 45L126 44ZM151 42H150V43H151ZM170 42H171V43H170ZM198 42H199V47H198V44H197ZM255 42H253V43L250 42V43H251V44H254ZM9 43H10V41H9ZM11 43H12V42H11ZM117 43H118V44H117ZM150 43H149V44H150ZM159 43H160V44H159ZM166 43L170 44V45H169L170 47L167 46ZM224 43H225V44H224ZM15 44H16V43H15ZM36 44H37V43H36ZM39 44H40V43H39ZM59 44H62V42H60ZM145 44L148 45L147 43H143L144 46H145ZM158 44H159V45H158ZM171 44L174 45V47H175V49H176V50H174V51H176V52H174L173 49L171 50V47L174 48L173 46H171ZM231 44H233V43H231ZM256 44H257V42H256ZM4 45H5V44H4ZM6 45H7V44H6ZM9 45H10V44H9ZM11 45H12V44H11ZM104 45H103V46H104ZM116 45H117V46H116ZM129 45H130V46H129ZM210 45H211L212 47H214L215 45H216V46H215L214 48H211V49H212V50H211V49H210V47H211ZM217 45H220V46L222 45V46H224V47H220V48H222L221 50H219L220 48H219V49H218V48L215 49V48L217 47ZM14 46H15V45H14ZM39 46H40V45H39ZM62 46L65 47V49H64L65 51L62 50V48H61ZM127 46H129L130 51H128L129 48H127ZM140 46H141V45H140ZM149 46H151V45H148V47H149ZM226 46H229V45H226ZM230 46H231V45H230ZM1 47H2V45H0V48H1ZM11 47H12V46H11ZM11 47L8 46V47H6V48H11ZM93 47H94V46H93ZM97 47H96V49H97ZM152 47H153V51H154V46H152ZM139 48H141V47H139ZM13 49H14V48H13ZM15 49H16V48H15ZM55 49H56V48H55ZM55 49H54L53 51H55V53H56V50H57V49H56V50H55ZM155 49H156V48H155ZM230 49H231V47H230ZM6 50H7V49H6ZM6 50H5V51H6ZM11 50H12V48H11ZM11 50L9 49V51H10L11 54H12V56L14 55V53L16 54V52L12 53L13 50H12V51H11ZM97 50H98V51H97L98 53L102 54L103 51H102V52H99V51H101V50H99V49H97ZM213 50H214L215 54H216V51L218 50V52H217L218 55H215V57H214V55H213V57H212V54H214V52H212ZM227 50H226L225 52H227ZM71 51L75 52L74 54H77L76 59L74 58L75 55L71 54ZM147 51H148V52H147ZM167 51H168V53H167ZM169 51H170V52H169ZM256 51H257V50H256ZM3 52H4V49H3ZM89 52H90V53H89ZM89 52H88V53H89L90 56H91V53H92V52H96V51H94V49H93L92 52H91V51H89ZM108 52H109V53H108ZM163 52H165V53H167V54H165V53H163ZM219 52H220V53H219ZM98 53H97V55H98ZM134 53H135V51H134ZM144 53H145V52H144ZM210 53H211V54H210ZM1 54H2V53H1ZM63 54H64V53H63ZM63 54H62V55H63ZM92 54H93V53H92ZM95 54H96V53H95ZM176 54H177V55H176ZM224 54H225V53H224ZM85 55H86V54H85ZM85 55H84V56H85ZM93 55H94V54H93ZM140 55H142V56H140ZM163 55H164V56H163ZM220 55H221V54H220ZM226 55H227V54H226ZM4 56H5V55H4ZM109 56H108V57H109ZM162 56H163V57H162ZM176 56H177V57H176ZM9 57H10V56H9ZM13 57H14V58H17V57H15V56H13ZM101 57H102V56H101ZM222 57H223V56H222ZM225 57H226V56H225ZM10 58H11V57H10ZM62 58H64V56H63ZM81 58H83V60H84L86 63L80 62ZM91 58H93V56H92ZM95 58H97V59H95V60H98V57L95 56ZM187 58H191V59H192V64H191L192 66L189 65L188 70H187V71H186V70L184 71L183 69H184L185 66H186V63H185V62H186V59H187ZM11 59H12V58H11ZM17 59H18V58H17ZM175 59H176V60H175ZM8 60H9V59H8ZM83 60H81V61H83ZM91 60H92V59H91ZM102 60H103V57H102ZM123 60H124V61H123ZM137 60H139V59H137ZM146 60H147V59H146ZM149 60H152V59H149ZM162 60H161V61H162ZM212 60H213V61H212ZM223 60H224V59H223ZM63 61H65V60L63 59ZM76 61H77L78 63L80 62L81 64L83 63V65H81V64H77V65H78V66H77L76 63H75ZM122 61H123V62H122ZM153 61H154V57H153ZM161 61H160V62H161ZM165 61H166V60H165ZM174 61H176V63H174ZM227 61H228V60L226 59V60L223 61V62H226V63H227ZM6 62H7V61H6ZM127 62H126V63H127ZM144 62H145L147 65H146ZM147 62H149V61L147 60ZM162 62H163V61H162ZM223 62H219V63H222V64H221V68L224 70V68H223L224 63H223ZM263 62H264V61H263ZM62 63H64V62H62ZM62 63L59 62L60 66H63L62 69H63L64 71H67V70L69 71V69L65 70L66 68L64 67V65H63ZM130 63H131V62H130ZM130 63H129V64H130ZM168 63H165V64H168ZM214 63H215L214 65H216L218 62H214ZM219 63H218V64H219ZM226 63H225V64H226ZM20 64H21V63H20ZM64 64H66V61H65ZM110 64L108 65V67L110 66ZM129 64H127L126 66H128ZM133 64H132V65H133ZM138 64H139V63H138ZM159 64H160V65L162 64V66L164 67V68H163V67H162V68H163L164 70L166 69L167 73H166V71H164L161 67H159ZM263 64H264V63H263ZM8 65H9V63H8ZM124 65H125V64H124ZM132 65H131V66H132ZM135 65H137V66L135 67ZM148 65H149L150 67L147 68ZM66 66H67V64H66ZM139 66H140V65H139ZM143 66H144V67H143ZM182 66H183V69H182ZM190 66H191L192 68H191ZM210 66H212V65L210 64V65L208 66L207 73H206L207 76H208V75H213V73L211 72V70H210V72H211L212 74L209 73V71H208V70L211 68ZM216 66H218V65H216ZM100 67H101V68H100ZM104 67H103V68H104ZM128 67H129V66H128ZM179 67H180L183 71H181V69H180ZM214 67H215V66H214ZM219 67H220V65H219ZM219 67H215V68H219ZM245 67H246V66H245ZM9 68H10V67H9ZM11 68H12V67H11ZM124 68H125V67H124ZM124 68H123V69H124ZM126 68H127V67H126ZM134 68H132V71H133V70L135 71ZM138 68H139V69H137V70H138L139 72L142 71V70L140 69V67H138ZM158 68H159V69H158ZM221 68H220V69H221ZM261 68H263V67H261ZM1 69H2V68H1ZM7 69H8V66H7ZM101 69H102L104 72L101 71ZM109 69H110V68H109ZM109 69H107V70H109ZM152 69H155V72H156V73H153L154 75H152V72H154V70H152ZM169 69H170V67H169ZM222 69H221V71H222V73H223V70H222ZM39 70H40V69H39ZM111 70H112V69H111ZM113 70H114V71L116 70L117 72H119V70H117V68H116V69H113ZM128 70H129V68H128L127 70H124L125 75H124V76L122 75V76H123V78H122L123 81H124L125 76H127L125 81H127V79H128V80L130 81V82H129L130 84H133V83L138 82V81H137L138 79L134 80L135 82H133L131 79H129L130 76H128V75H131L133 72L130 73V71H128ZM157 70H158V72H157ZM159 70H162V71L159 72ZM214 70L217 72V70H219V69H214V68H213V72H214ZM143 71L141 72L142 74L139 73V74L142 75V77L144 76V75H143ZM221 71H220V72L218 71L217 75H218V74H219V75H220V74L222 75ZM0 72H1V71H0ZM109 72H110V70H109ZM164 72H165V73H164ZM216 72H215V73H216ZM2 73H3V72H2ZM67 73L69 74V72H67ZM110 73H112V72H110ZM110 73H108V74H110ZM114 73H115V72H114ZM114 73H113V74H114ZM126 73H130V74L127 75ZM136 73H137V71H136ZM136 73H135V74H136ZM145 73H146V72H145ZM149 73H147V74H149ZM174 73H175V74H174ZM224 73H225V72H224ZM224 73H223V75H224ZM97 74H98V75H97ZM122 74H123V73H122ZM135 74H134V75H135ZM139 74H136V75H138V76H136V78L139 77ZM159 74H158V75H159ZM2 75H3V74H2ZM24 75H25V74H24ZM106 75H107V74H106ZM106 75H103V76H106ZM114 75H115V74H114ZM199 75H201V76H199ZM3 76H4V75H3ZM25 76H26V75H25ZM74 76H73V77H74ZM103 76L101 75V77H102V79H100L101 81L104 79ZM159 76H160V75H159ZM213 76H215L214 78H216V75H213ZM263 76H264V71H261V72H260V78L258 79L259 81L257 80L258 83H256L255 85H253V91H254V94H255L256 96L261 95L260 97H263V96H264V87L259 83V82L262 81ZM26 77H27V76H26ZM97 77H98V78H97ZM101 77H100V78H101ZM109 77H110V80H109L108 78H107V80L111 81V83H112L113 78H112L111 76H109ZM116 77H117V76H116ZM116 77H115V79H116ZM118 77H119V75H118ZM132 77H133V76H132ZM142 77H141V78H142ZM155 77H154V78H155ZM208 77H209V76H208ZM218 77H219V79H220V82H222V81L225 82V81H226V80H225V81H224V80H221L223 76H222V77H221V76H218ZM224 77L226 78V74L224 75ZM0 78H1V77H0ZM5 78H6V77H5ZM5 78H4V79H5ZM141 78L139 77V79H141ZM152 78H153V77H152ZM152 78H151V79H152ZM203 78H204V77H203ZM211 78H212V77H211ZM211 78H209V79H211ZM149 79H150V77H149ZM167 79H170V82H171V83L169 82V80L167 81ZM206 79H207V78H206ZM216 79H218V78H216ZM219 79H218V80H219ZM223 79H224V78H223ZM105 80H106V79H105ZM105 80H103V81H105ZM160 80H156V81H160ZM218 80H217V81H218ZM78 81H79V80H78ZM92 81H93V82H92ZM116 81H117V82H118V81H119V82L121 81L120 83L123 82V81L121 80V72H120V77H119V79H118V80L116 79ZM125 81H124V83H125V84L127 83V85H123L124 83H122V84H118V86H119V85H120V86H123V88L120 87L121 89L117 88V90H122V91H123L125 88H127V90H129V88H130V90H132V89H131V88H133L132 85H131V86H130V85L128 86V81H127V82H125ZM198 81H200V83L203 84V86H205V87L200 86L199 88H197V87L200 85L199 83H197ZM203 81H204V80H203ZM203 81H202V82H203ZM97 82H98V81H96V83H97ZM107 82H108V81H107ZM131 82H133V83H131ZM161 82H163V81H161ZM220 82H218V83H220ZM42 83H43V82H41V84H42ZM142 83H143L144 86H140V84H142ZM156 83H157V82H156ZM156 83H155V84H156ZM196 83H197V84H196ZM204 83H205V82H204ZM208 83H209V80H208ZM99 84H100V82L97 83V85H99ZM103 84H105V82H104ZM206 84H207V82H206ZM95 85H96V84H95ZM100 85H102V82H101ZM100 85H99V86H100ZM105 85H106V84H105ZM108 85H111L110 82H109ZM150 85H151V84H150ZM152 85H153V84H152ZM195 85H196V86H195ZM99 86H98V87H99ZM103 86H104V85H102V86L100 87V89H99L100 91L103 90V89H102ZM118 86H117V87H118ZM125 86H127V87H125ZM138 86H139V87H138ZM26 87H27V86H26ZM95 87H96V86H95ZM106 87H107V86H106ZM106 87H104V89H105ZM108 87H109V86H108ZM108 87H107L106 89H108ZM124 87H125V88H124ZM128 87H129V88H128ZM140 87H141V88H140ZM193 87H192V88H193ZM218 87H219V86H217V88H218ZM137 88H138V89H137ZM219 88H221V87H219ZM101 89H102V90H101ZM133 89H134V88H133ZM135 89H134V90H135ZM159 89H160V90H159ZM180 89H181V94L178 95V94H179L178 92H180ZM182 89H183V90H182ZM188 89H189V88H188ZM194 89H193V90H194ZM198 89H201V90L204 89V90H202V91H204V93L201 94V93H202L201 90L198 91ZM130 90H129V91H130ZM136 90H135V91H136ZM189 90H190V89H189ZM193 90H192V94H193V92H194ZM196 90H195V91H196ZM217 90H218V91H215V90H214V92H216V95H213V92H212V95H210V93L207 92V95L212 96L209 100H210V101H213V102H216V103H213V102H212L214 105L210 106L212 103H211V102H207V105H208V106L206 105V106L208 107V108H206L207 110H206L204 107H199L200 105L198 106V108H196V107L193 106V105H194V102H195V104H196V101L193 99L194 101L192 100V102H190V103H193V105H192V104L189 105V106H190V110H195V109H200V108H202V110L205 109L204 111H208V112H205V113H207V114L210 113V114H212L213 116L216 115V114H215L216 111L213 110V111H214V113H213V111H211V110H212V109H215L214 107L216 106V104L222 105V101H221V99H220L219 97H218L219 100H216V99H215V101H214V100H211V99H212V98H213V99H214V98H217V96H220V95H221L222 92H220V91H222V90H221V89H217ZM97 91H98V90H97ZM104 91H105V90H104ZM107 91H108V90H107ZM122 91H121V92H122ZM129 91L127 92V94H128V93H131V92H129ZM141 91H142V93H143V94H142L143 96H144V94H147L146 97L144 96V97H145V101H146V98L148 99V94H150L151 91H150V93H148L147 91H146L147 93H144V91H143L142 89H141ZM211 91H213V90H211ZM98 92H99V91H98ZM132 92H134V91H132ZM138 92H140V90H139V91H136V93H133V94H132L133 96L130 94V95H129L130 98H132V97L134 98V96H137V95H134V94H138ZM182 92H183V93H182ZM187 92H188V93H187ZM200 92H201V93H200ZM209 92H210V91H209ZM217 92H220L219 95H218ZM99 93H100V92H99ZM106 93H107V92H106ZM119 93H120V92H119ZM124 93H126V90L124 91ZM140 93H141V92H140ZM140 93H139V94H140ZM184 93H187V96L184 97V96L182 95V94H184ZM104 94H105V93H104ZM127 94H122V95L124 96V95H127ZM192 94H190V95H192ZM196 94H197V93H196ZM196 94H195V95H196ZM245 94H246V93H245ZM245 94L243 95V96H245V98H246V97H249L247 94H246L247 96H246ZM100 95H101V96H100ZM100 95H99V96L102 97V94H100ZM120 95H121V93H120ZM142 95H139L138 98L136 97L137 100L140 99V100H138V101H139L138 103H140L141 101L144 100V99L140 98V96L143 97ZM151 95H150V97H151ZM163 95H164V96H163ZM207 95H205V96H207ZM127 96H128V95H127ZM154 96H152V97H154ZM199 96H198V97H199ZM205 96L201 97V98H203L201 101L204 100ZM209 96H207V97L209 98ZM213 96H214V97H213ZM144 97H143V98H144ZM156 97L151 98V99H154V100H155ZM177 97H179V98H177ZM194 97H195V96L193 95V98H194ZM198 97H196L195 99H197ZM240 97H241V96H240ZM103 98H104V97H103ZM133 98H132V101L134 100ZM175 98H176V99H175ZM189 98L192 99L191 97H189ZM237 98H239V97H237ZM242 98H243V97H242ZM245 98H244V99H245ZM249 98H250V97H249ZM107 99H111V98L109 97V98H107ZM151 99H150V100H151ZM173 99L175 100V102L172 101ZM246 99H248V98H246ZM137 100H135V101H133V102L136 103ZM150 100H147L146 102L149 103ZM178 100H180V102H178ZM188 100H189V99H188ZM209 100H208V101H209ZM238 100H240V99H238ZM126 101H127V100H126ZM128 101L131 102L130 100H128ZM145 101H144V103H146ZM155 101H156V100H155ZM201 101H199V102H201ZM243 101H244V100H243ZM249 101H251V100H249ZM129 102H128V103H129ZM151 102H153V101H151ZM168 102H169V101H168ZM218 102H221V103H218ZM238 102H240V101H238ZM244 102H245V101H244ZM3 103H4V102H3ZM6 103H7V102H6ZM111 103H112V102H111ZM111 103H110V104H111ZM124 103H125V102H124ZM135 103H134V104L132 103V105H137V104H138V103H137V104H135ZM142 103H143V102H142ZM157 103L159 104V102H157ZM157 103L154 102L153 104H155V105L157 106ZM160 103H161V101H160ZM171 103H167L166 105H171V106H172ZM186 103H187V104H186ZM208 103H210V105H209ZM246 103H247V101H246ZM108 104H109V103H108ZM110 104H109V105H110ZM130 104H131V103H130ZM130 104H129V106L126 105L127 109L125 108L126 113L124 112V113H125L124 116H128V114H131V116H132L133 113H132L131 111H128V108L130 107ZM140 104H141V103H140ZM150 104L153 105L152 103H150ZM184 104L187 105V106H184ZM132 105H131V106H132ZM141 105H142V104H141ZM143 105H144V104H143ZM147 105H148V104H147ZM163 105H165V104H163ZM177 105H174V107H176ZM240 105H241V104H240ZM240 105H239V107H240ZM244 105H245V104H244ZM6 106H7V105H6ZM110 106H111V105H110ZM110 106H108V107H110ZM145 106H146V105H145ZM145 106H144V107H145ZM161 106H162V105H161ZM171 106H170V107H171ZM179 106H178V107H179ZM195 106H197V105H195ZM204 106H205V105H204ZM237 106H238V105H237ZM119 107H120V106H119ZM124 107H125V106H124ZM136 107H139V108H140V107H143V106L138 105V106H136ZM136 107H135V111H136V109H138V108H136ZM144 107H143V108H144ZM148 107H149V105H148ZM148 107L146 106V108H145L146 111L148 110V109H147ZM152 107H153V106H152ZM152 107L150 106V108H152ZM168 107H169V106H168ZM172 107H173V106H172ZM172 107H171V108H172ZM183 107H179V108H177V109H179V110H180V109H183V110L188 109L187 112L189 111V108L184 109ZM192 107H193L194 109H191ZM218 107H219V110L221 111L220 108H222V107H220V106H218ZM8 108H9V107H8ZM133 108H134V107H132V109H133ZM154 108H155V106L152 108L153 110H152V109H149V112H148L147 115H146V114L144 115V113H143V109H142V111H141V109H138L137 112H134V113H138V112H139V113L136 115L137 118H138V116H141L142 114L144 115V117H143V115H142L141 118L139 119V120H141V122H140V121H137L138 123L140 122V123H139V124H140V127H138V128H141V129H142V128L144 127V126L142 125V124L144 123V122L142 123V120H145V116H149V115H151L150 113H152V112H154V111H155V112H158V111H156V109L154 110ZM156 108H157V110L160 111V107H156ZM158 108H159V109H158ZM161 108H162V109H165L164 112H167V109L169 110V108H167V107H161ZM171 108H170L171 113H176V112H174V111H176V110H175L176 108H174V111L171 110ZM203 108H204V109H203ZM211 108H212V109H211ZM130 109H131V108H130ZM162 109H161V110H162ZM209 109H211V110H209ZM123 110H124V108H123ZM133 110H134V109H133ZM133 110H132V111H133ZM151 110H152V111H151ZM202 110H201V109H200V110H196L195 112H196L197 114H195L193 111H191V112L194 113L195 116H197L198 113H199L200 118H201V114H202V113H201L200 111H202ZM217 110H218V109H217ZM236 110H237V109H236ZM236 110H235V111H236ZM127 111H128V112H127ZM140 111H141V113H140ZM197 111H199V112H197ZM233 111H234V110H232V112H233ZM239 111H240V109H239ZM242 111H243V110H242ZM242 111H241V112H242ZM144 112H145V110H144ZM155 112H154V113H155ZM160 112H161V111H160ZM177 112H178V110H177ZM180 112H181V113H179V114H182L183 117H184L185 114L182 113V112H184V111H181V110H180ZM185 112H186V111H185ZM232 112H230V113H232ZM241 112H240V113H241ZM120 113H121V112H120ZM127 113H128V114H127ZM154 113H152V114H154ZM167 113H168V112H167ZM171 113H168L167 115L172 116L173 114H171ZM200 113H201V114H200ZM216 113H217V112H216ZM219 113H220V112H218V114H219ZM236 113H238V112L236 111ZM236 113L233 112V114H235L234 116H236ZM157 114H158V113H155L154 115H157ZM162 114H163V111H162ZM179 114H178V115H177V114H174V115H175V118H173V117L168 118V119H170L169 121H170L171 123L173 122L172 119H176V118H177V119H176V121H177L176 126H180L179 124L183 125L184 122H185V121H184L185 119H184V120H183L184 122L181 121V123H178V122H180V121H178V120H181V119L178 117V116H181V115H179ZM207 114H206V115H207ZM210 114H208V115H210ZM238 114H239V113H238ZM238 114H237V115H238ZM122 115H123V114H122ZM134 115H135V114H134ZM134 115H133V117H134ZM154 115H153L152 117H154ZM167 115H166L165 117H167ZM186 115H187V114H186ZM199 115H198V116H199ZM208 115H207V116H208ZM212 115H210V117L208 116L209 118H211L210 120H212V118H214V117H212ZM229 115H230V114H229ZM241 115H242V114H241ZM241 115H238V118H239V119H240V116H241ZM245 115H248V114H244V116H245ZM163 116H164V114H163ZM163 116H161V115L159 114V117H157V118L160 119V117H163ZM176 116H177V117H176ZM195 116H194V118H196V121H197L198 116H197V117H195ZM218 116H219V115H218ZM242 116H243V115H242ZM122 117H123V116H122ZM128 117H130V116H128ZM133 117H132V118H133ZM152 117H151V116L146 117V122L149 121L146 125L150 124V126L148 125V128L151 127V128H149V129H151L150 131H152V129H155V127H157V126H160V125H156V123H157L158 121H159V122H158L157 124L161 123L160 120H157V121L155 120L156 117H155V119L152 118ZM181 117H182V116H181ZM216 117H217V115H216ZM231 117H232V116H231ZM231 117H229V118L226 119L227 122H228V124H229L228 119L230 120ZM142 118H144V119H142ZM148 118H149V119H148ZM151 118H152L153 121H156L155 123L153 122V125H152L153 127L155 126L154 128L151 126V123H152V122H150ZM171 118H172V119H171ZM185 118H187V117L185 116ZM209 118H207V120H208ZM232 118H233V120H234V117H232ZM244 118L246 119V118H248V117L245 116V117H243L242 119H244ZM123 119L126 120V119H129V118H123ZM123 119L121 120V122L123 121ZM130 119H131V117H130ZM147 119H148V120H147ZM125 120H124V122H123L122 124H120L119 126H121V127H124V126H125V127L128 129V128L131 127L132 124H136L137 126L139 125L137 122L134 123V122H135V118H134V122L132 123V120H131V122H130L129 124H128L127 122H125ZM161 120H162V118H161ZM163 120H164V118H163ZM226 120H225V121H226ZM233 120H231V121H233ZM235 120H236V119H235ZM235 120H234V121H235ZM127 121H128V120H127ZM129 121H130V120H129ZM129 121H128V122H129ZM164 121H166V120H164ZM169 121L167 120V122H165V123L162 121L163 124H164L163 127H165V125H167V123H169ZM196 121H195V119H194V121L192 122V124H193V125L196 124ZM240 121H241V120H240ZM146 122H145V123H146ZM174 122H175V120H174ZM174 122H173V123H174ZM182 122H183V123H182ZM186 122H188V120H187ZM189 122H191V121H189ZM189 122H188V124H186V125H188V126H185V124H184V126H185L184 128L189 127L188 130L190 129V126H191V125H189V124H191V123H189ZM194 122H195V123H194ZM241 122H242V121H241ZM241 122H240L239 125H242ZM126 123H127V124H126ZM131 123H132V124H131ZM171 123H170V124H171ZM231 123H233V122H230V124H231ZM123 124H125V125L123 126ZM130 124H131V125H130ZM161 124H162V123H161ZM206 124H207V123H206ZM206 124H205V125H206ZM144 125H145V124H144ZM172 125H173V124H172ZM225 125H227V124L225 123ZM137 126H136V127H137ZM206 126H207V125H206ZM116 127H118V126H116ZM116 127H114V128H116ZM163 127L160 126L159 128L162 129ZM180 127H181V126H180ZM180 127H177V128H180ZM191 127H193V126H191ZM208 127H209V126H208ZM233 127H235V129L232 128L233 130H238V129H240L241 126H240V127H239V126H233ZM236 127H237L238 129H236ZM138 128H137V129H138ZM144 128L148 129L147 127H144ZM157 128H158V127H157ZM159 128H158V130H160ZM166 128H168V126H167ZM166 128H164V129H166ZM182 128H183V127H181V129H182ZM205 128H206V127L204 126L202 129H199V131L201 130L200 133H202V132L205 130ZM118 129H121V131H119V136H120V135H124V133L120 134V132H122V131H123V132H126V131L122 130V129H125V128H118ZM118 129H117V128H116V130L113 129V132H114V130H115L114 134H116L117 136H118V134H117V133H118V132H117ZM127 129H125V130H127ZM130 129H131V131H127V135H129V133H131V134L129 135L130 139H133L134 137H137V136H135V134H134V137L132 136V135H133L132 133H134V131H137V130H136V129H135V130H132V128H130ZM191 129H192V128H191ZM196 129H197V131H198V128H196ZM3 130H4V129H3ZM128 130H129V129H128ZM138 130L140 131V129H138ZM144 130H145V129H144ZM155 130H156V129H155ZM155 130H153L155 133H156V132H157V133L159 132L158 130H156V131H155ZM186 130H187V129H186ZM207 130H208V129H207ZM207 130H206V132H208ZM146 131H149V130H146ZM150 131H149V134H148L147 132H145V131H140V132H143V133L146 135V136L143 137L144 140L141 139V141H143V143L146 142L147 139L150 140L151 138L153 139V138H155V137L158 136V135H154V137H149V138H147L148 135H150V133H151ZM153 131H152V132H153ZM199 131H198V132H199ZM116 132H117V133H116ZM154 132H153V133H154ZM162 132H165V131L163 130ZM162 132H159V133H162ZM206 132H205V133H202V134H206ZM217 133H218V132H216V134H215L216 136L219 135V134H217ZM144 134H142V135H144ZM164 134H165V133H164ZM166 134H167V133H166ZM208 134H209V135H204V136L201 135L202 137L199 136V135L197 134V136H196L197 138H196V139H198V136H199V140H200V138L202 139V138L205 137V136H206V137H209L208 139H210V138H211L210 133L208 132ZM220 134H221L222 136H224V135H223L224 133H220ZM1 135L3 136V134H1ZM116 135H115V136H116ZM160 135H162L163 137H165L163 134H160ZM160 135H159V136H160ZM117 136H116L115 138H117ZM119 136H118V137H119ZM125 136H126V135H125ZM125 136H124V137H125ZM159 136H158V138H159ZM120 137H121V136H120ZM124 137L118 138V139H116V140H117V141L120 140V142H127V140H126V141H122V138L124 139ZM141 137H142V136H141ZM206 137H205V138H206ZM145 138H147V139H145ZM158 138L155 139V140L160 141V142H157V141L154 142V140H153V142H152V140H151V144H152V143H155V145H153V146H155V147L152 148V149H155L156 146L159 147V144L162 143L161 140H163V138L161 139V137H160L161 140H159ZM208 139L206 138V140H204V139H203V140H204V141H208ZM128 140H129V139H128ZM199 140H198V141H199ZM210 140H211V139H210ZM141 141H140V142H141ZM201 141H202V140H201ZM201 141H199L200 143L198 142L199 147L202 145L201 143L204 142V141H202V142H201ZM165 142H168L169 144H167V145H168V146H172L171 148L173 149V143H170L169 140H168V141L165 140ZM165 142L163 143V145L166 144ZM210 142H211V141H209L208 143L206 142L205 144H209ZM141 143H142V142H141ZM156 143H159V144L157 145ZM9 144H10V143H9ZM146 144H150V143L147 142ZM171 144H172V145H171ZM141 145H142V144H140L139 146H141ZM160 145H161V144H160ZM143 146H145V144H144ZM207 146H210V147H211V145H207ZM162 147H164V146H161V147H159V148H162ZM140 148H141V147H140ZM164 148L166 149V147H164ZM171 148H170V149H171ZM200 148H201V147H200ZM206 148L208 149V147H206ZM136 149H138V147L135 148V150H136ZM143 149H144V151H145V150L148 149V148H143ZM162 149H163V148H162ZM162 149H161V150H162ZM168 149H169V147H168ZM209 149L211 150V148H209ZM209 149H208V151H210ZM140 150H142V149H140ZM181 150H182V149H181ZM148 151H149V150H146L145 152L142 151V152H143L142 154L148 155L149 157H146V158H149V159L151 158V156H150L149 154L152 155L153 152H156V151L158 152V150H156V151H154V150L151 151V150H150V151H151V152L149 151L150 153H149ZM167 151H168V150H165L164 152L167 153ZM174 151H175V150H174ZM205 151H207V150L205 149ZM140 152H141V151H140ZM146 152H148L149 154H146ZM159 152H160V150H159ZM161 152H162V151H161ZM161 152H160V155L162 154ZM164 152H163V153H164ZM169 152H170V150H169ZM169 152H168L167 154H169ZM180 152H183V151H180ZM206 153H207V152H205V155H204V156H206ZM173 154H176V155H175V158L180 154V155L177 157V160H178V159H180V160L182 159V160H183V158H182L183 155L181 156V153H177V152L175 153V152H173ZM182 154H183V153H182ZM203 154H204V153H203ZM153 155H155V153H154ZM153 155H152V156H153ZM160 155H159L158 158H161ZM169 155H170V154H169ZM161 156H164V157H162V158H165V157H166L165 154H162ZM170 156H172V155H170ZM170 156H167V157L169 158ZM179 157H180V158H179ZM134 158H136V157L134 156ZM158 158H157V159H158ZM170 158H171V157H170ZM170 158H169V159H170ZM172 158H173V156H172ZM172 158H171L170 161H167L168 164L172 163V166H170V165H171V164H170L169 167H174V166H175V163H174V162H171V161H176V160H174V158H173V160H172ZM143 159H144V158H143ZM152 159H153L154 161H155V160L157 161V162H155V163H158V162L161 163V161L163 162V160L158 161L157 159H154L153 157H152L150 160H152ZM166 159H167V158H166ZM169 159H167V160H169ZM144 160H146V159H144ZM150 160H148V161H147V164H146V165H148L149 167H151V166L153 165L152 161L150 162ZM159 160H160V159H159ZM182 160H181V161H182ZM181 161H179V162H181ZM148 162H150V164L152 163V165H149ZM159 163H158V164H159ZM158 164L153 165V167H155L156 165H157V167H158ZM166 164H167V163H166ZM131 165L133 166V164H130V168H131ZM137 165H139V164H137ZM137 165L133 166L132 169H135L134 167H137V169H138V168H142V167H141L142 165H139V166H137ZM148 166H144L145 168L147 167V171H148ZM164 166H165V165H164ZM153 167H151V168H152V171H151L152 173H151L150 171H149V172H147V171H145V170L143 171V169H145V168H142V171L146 174V178H148V180H149V178H152V179H153V177L150 176L148 173L152 174L153 176H154V175L156 176L157 174L162 173V172H163V173H167V172H166L167 169L162 171L161 168H163V167H161V165H159V167H158V168H159V171H158L156 174H154V173H153V169H154ZM151 168H149V169H151ZM166 168H168V167H166ZM132 169H130V170H132ZM155 169H156V168H155ZM155 169H154V170H155ZM164 169H165V168H164ZM132 171H134V172H132ZM132 171H130V172H132V173H134V174L136 173L135 171L138 172V173H136V176L132 179V180H134V179L136 178V180H137V178H138V176H139V175L137 176V174H140V172H139L138 170H136V169H135V170H132ZM160 171H162V172H160ZM164 171H165V172H164ZM146 172H147V173H146ZM144 173H143V174H144ZM145 174H144V175H145ZM147 174H148L149 176H148ZM159 175H161V177H162V174H159ZM167 175H168V176H167ZM130 176H131V175H130ZM133 176H134V175H132V177H133ZM163 176H164V177L167 176L168 178H164V177H163L162 181H165L166 179H168V180H166V181H169V178H171V174H166V175L163 174ZM157 177H160V176H157ZM140 178H141V177L139 176V179H140ZM146 178H145V179H146ZM154 178H155V177H154ZM158 179H159V178H158ZM158 179H153V181H154V180H155V181H158ZM134 181H135V180H134ZM144 181H145V180H144ZM160 181H161V180H160ZM147 182H148V181L146 180V182H143V183H147ZM149 182H151V181H149ZM149 182H148V184H146L145 186H144L143 184H140V182H139V185H141L144 189L147 188V187H146L147 185H149V186H151V185L154 186L155 182H153V184H152V183H149ZM139 185H137V186H139ZM143 188H142V190H143ZM152 188H154V187H152ZM137 189L139 190V187H137ZM154 190H155V189H154ZM152 192H153V194H155V191H153V189H152L151 193H152ZM146 194H147V191H146ZM149 194H150V190H149ZM144 196H145V195H144ZM147 196H152V194L147 195ZM147 196H146V198H148ZM154 197H155V196H154ZM146 198H145V199H146ZM151 198H153V197H151ZM151 198H148V199H151ZM150 201H152V200H150ZM150 220H151V219H150ZM151 221H152V220H151ZM155 223H156V222H155ZM156 224H157V223H156ZM156 224H155V225H156ZM153 225H154V223H153ZM153 227H155V226H153ZM156 227H157V226H156ZM83 229H84V228H83ZM83 229H82V230H83ZM153 229H155V228H153ZM170 229L173 230L172 227H170ZM85 230H86V229H85ZM155 230H156V229H155ZM155 230H154V231H155ZM157 230H158V229H157ZM175 230H176V229H175ZM98 234H99V233H98ZM100 234H102V233L100 232ZM100 234H99L98 236H100ZM102 236H103V235H102ZM96 237H97V236H96ZM97 239H99V238L97 237ZM85 243H86V242H85ZM88 244H89V243H86V245H88ZM86 245H85V246H86ZM89 245H90V246H88V247L91 248V245H94V244H93V243H92V244L90 243ZM85 246H84V247H85ZM92 247H93V246H92ZM84 249H85V248H84ZM88 249H89V248H87L86 250H88ZM92 249H94V248H92ZM89 250H91V249H89ZM175 250H176V249H175ZM92 251H93V250H92ZM90 252H91V251H90ZM90 252H87L88 255H89ZM93 255H94V254H93ZM172 256H173V255H172ZM90 257H92V255H91ZM92 258H94V257H92ZM174 258H175V257H174Z\"/></svg>",
	"mask_w": 264,
	"mask_h": 264
}]
</instances>
